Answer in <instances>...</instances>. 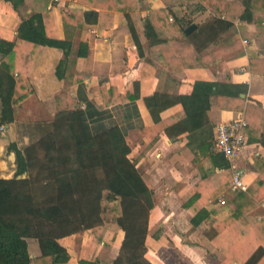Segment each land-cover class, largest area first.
Instances as JSON below:
<instances>
[{"label": "crops", "instance_id": "0c3cea01", "mask_svg": "<svg viewBox=\"0 0 264 264\" xmlns=\"http://www.w3.org/2000/svg\"><path fill=\"white\" fill-rule=\"evenodd\" d=\"M168 1L26 0L17 11L12 2L0 0V39L6 42L17 41L20 44L18 46L24 48L23 59L20 56V62L13 70L18 81L14 94L17 101L14 104V120L0 124V177L9 179L15 176L18 169L16 150L26 154L28 148L53 134L58 114L74 108L85 109L86 97L99 109H104L102 85L105 83L107 88L113 87L121 96L120 99L115 96V105L108 108H116L114 120L126 131V138L131 146L128 158L135 163L154 191L155 208L150 214V230L166 217L163 209L175 207V202L180 203L183 215L188 218L189 227L187 232L179 234L186 243L195 242L193 246L185 244L181 248L184 252L180 255V264H241L254 251V247H243L235 251L232 256L238 255L239 260L233 262L208 239L205 223L196 228L190 225L192 217L201 209L207 208L213 211L214 227L223 230L222 221L229 215L227 203L221 204V200L226 202L224 195L221 194L218 199L205 196L190 207H186V204L193 189L203 185L205 175L208 184L205 183L204 188L210 185L209 189L217 187L213 182L217 177L225 178L228 174L232 185L233 174L237 170L242 171L248 188L260 176L255 158L264 157V143L259 139L251 140L247 131L248 145L227 171L215 167L209 150L201 151L199 146L209 143L214 145L217 124L240 119L246 120L248 124L255 122L257 133L264 139V74L253 73L250 69V60L264 59V12L253 10L252 21L239 19L235 23L234 32L242 45L239 42L231 44L229 35L223 42L211 44L201 51L206 65L200 64L201 59L190 50L194 48V43L188 44L181 33L176 36L169 34L176 37L169 44L173 45L178 40L187 45L190 48L188 56L197 63L193 67L181 69L173 67L159 55L160 47H153L146 53L149 42L141 40L140 49L131 29L132 23L136 27L134 21L138 14L143 18L149 17L150 12L146 5L152 10H158L168 6ZM123 6L130 10L121 9ZM63 10L77 16L91 10L99 13L97 23L88 24L81 19L71 20L74 25L71 28L69 26L71 41L66 44L68 56L58 47H42L18 41L22 16L28 17L33 13L44 16L49 37L64 40L66 27ZM174 10L182 12L187 20L193 21L197 26H203L215 15L213 11L203 9L199 3L177 5ZM155 31L157 33L161 29L157 28ZM184 57L183 55L181 58ZM2 60L0 54V68ZM198 82L218 83L222 106L208 110L194 109L201 116L192 123L191 118L195 113L186 117L184 105L178 102L162 111L163 121L156 125L145 99L153 96L160 85L169 99L191 96ZM134 83H139V86L135 87ZM235 86L242 91L239 94L243 100L242 105L232 102L233 97H230L236 91ZM205 87L201 86L200 90L206 91L208 88ZM129 95H138L134 100L139 117L133 114V117L125 118L127 114H131L132 100ZM211 150L216 152L213 146ZM43 155L41 153L40 157ZM29 175L30 172H26L22 177ZM251 215L264 217V199ZM170 219L172 218L163 221L166 223ZM114 225L108 230H104L103 226L61 238L59 242L70 254V264L98 259L106 244H112L110 230H116L114 227L117 225ZM201 229H204L203 233H197ZM96 230L102 234L98 239ZM249 234L244 237L237 236L248 243L249 239L253 240L254 233ZM121 239L120 236L119 245ZM27 242L32 258L42 255L37 239L30 238ZM196 242H200L203 247H197ZM148 243L149 236L147 245ZM119 245H112L106 262L99 260L111 264L119 253ZM146 257L148 258L147 255ZM148 259L158 264L155 260Z\"/></svg>", "mask_w": 264, "mask_h": 264}, {"label": "trees", "instance_id": "16d2710c", "mask_svg": "<svg viewBox=\"0 0 264 264\" xmlns=\"http://www.w3.org/2000/svg\"><path fill=\"white\" fill-rule=\"evenodd\" d=\"M13 3L15 10L26 0H6ZM125 1V0H124ZM48 3V1H46ZM168 6L152 10L146 5L150 14L143 18L136 16L135 25L131 29L141 49V40L149 42L146 53L153 47H160L158 52L163 59L173 67H193L197 63L188 55L187 45L169 41L182 34L187 43H194L190 49L202 60L201 51L211 44L226 40L234 31L239 20L252 21L253 10L264 12V0H169ZM191 3H199L205 10L215 15L203 26L196 27L187 34L186 29L193 21L186 19L182 12H176L174 7ZM124 10L130 8L121 7ZM66 38L59 40L49 37L46 31L45 18L40 13L28 17L22 16L18 30V41L42 47H58L69 55L66 44L71 41V20L80 19L88 24L97 23L99 13L86 11L68 14L63 10ZM173 19L172 21L170 19ZM70 26V28H69ZM161 29L160 32L155 29ZM169 34L175 36L171 37ZM140 41V42H139ZM17 41L6 42L0 39V54L3 57L0 68V124L14 120L15 89L18 81L13 75L23 55L22 47ZM143 52V51H142ZM200 54V55H199ZM184 58H181L182 56ZM251 71L264 74V59L250 60ZM135 87L139 83H134ZM201 86L208 88L200 90ZM218 83H202L195 85L191 96H176L169 99L162 91V85L156 93L145 99L146 105L156 125L162 123L161 113L175 103H182L186 117L193 115L192 123L201 115L195 109H214L220 107ZM232 102L243 104L236 87ZM207 95H205V94ZM104 109H99L93 101L84 98L85 109H72L58 114L54 123L55 130L48 138L26 150V154L16 150L18 169L14 177H0V264H70V254L59 240L79 232L103 227L108 222H114L122 231L119 253L111 264H154L147 257L149 236V219L155 208L152 185L142 177L135 163L128 155L131 146L126 138V131L114 120L116 108L113 98H121L113 87L102 85ZM218 94V95H217ZM135 97L132 100L130 115L139 117ZM240 108V107H239ZM69 122L68 124H65ZM248 123V122H247ZM205 125V124H204ZM206 126L203 127L205 129ZM159 130V129H158ZM251 140L259 139L264 143L260 133H257L255 122H250L246 128ZM212 143L199 146L201 151L209 150V156L215 167L222 171L230 169V162L220 153L211 150ZM43 153V157L40 154ZM255 163L260 171L258 179L246 190L234 189L231 181L217 177L214 183L217 187L204 188L208 178L203 177V185L197 186L191 192V198L186 207L192 206L205 196L218 199L223 194L229 210V215L222 221L223 230L214 227L213 211L201 209L190 220L193 228L202 223L207 225L206 236L213 241L233 262L239 256H232L241 248H253L241 264H261L264 261V217L251 213L257 209L264 199V157H256ZM30 172L28 177L22 175ZM206 189H209L206 191ZM214 189V190H212ZM253 240L241 241L239 236L250 235ZM235 234V235H232ZM238 237V238H237ZM39 241L42 255L32 258L29 253L27 239ZM158 238V237H156ZM254 245V246H253ZM80 264H105L101 260H84Z\"/></svg>", "mask_w": 264, "mask_h": 264}, {"label": "rangeland", "instance_id": "374dc122", "mask_svg": "<svg viewBox=\"0 0 264 264\" xmlns=\"http://www.w3.org/2000/svg\"><path fill=\"white\" fill-rule=\"evenodd\" d=\"M229 35L231 44H237L239 42V44L242 45V41L239 40L234 31ZM174 204L175 207L162 210L166 217H163L156 226L151 228V230L149 227V243L147 246L150 251L147 252V256L148 258L155 260L158 264H180V255L184 252L181 250V248L183 249L185 244L192 246L195 244L193 241L186 243V241L182 239L181 235L179 234L182 232H187L189 227L187 223L188 218L183 215V210L180 203L176 204L175 202ZM167 218L172 219L166 221ZM164 219H166V223H164ZM114 224V222H108L104 225V230L112 229ZM114 228H116L115 231L110 230V236L112 237L110 243L112 244H106V247L98 257V259H101L103 262H106V258H109L111 249L113 248L112 245H119L118 241L120 240L121 229L117 226ZM203 230L204 229H201L197 231V233L202 234ZM96 232H98V230H96ZM99 232L96 234L97 239L102 236V234ZM196 244L197 247H203L201 246L200 242H196Z\"/></svg>", "mask_w": 264, "mask_h": 264}, {"label": "built area", "instance_id": "2783aa9c", "mask_svg": "<svg viewBox=\"0 0 264 264\" xmlns=\"http://www.w3.org/2000/svg\"><path fill=\"white\" fill-rule=\"evenodd\" d=\"M248 123L244 119L233 120L216 125L215 140L213 149L222 154L231 164L242 155L248 145V135L246 128ZM232 187L246 191L247 184L243 180L242 171H235L233 174ZM221 204L226 202L221 200Z\"/></svg>", "mask_w": 264, "mask_h": 264}, {"label": "water", "instance_id": "95a60500", "mask_svg": "<svg viewBox=\"0 0 264 264\" xmlns=\"http://www.w3.org/2000/svg\"><path fill=\"white\" fill-rule=\"evenodd\" d=\"M196 27H197L196 24H194V23L191 24V25L186 29V33H187V34L191 33L193 30L196 29Z\"/></svg>", "mask_w": 264, "mask_h": 264}]
</instances>
